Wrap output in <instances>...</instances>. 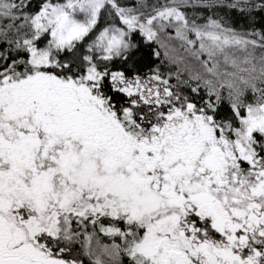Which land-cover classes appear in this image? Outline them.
I'll return each mask as SVG.
<instances>
[{
	"label": "snow or ice",
	"instance_id": "1",
	"mask_svg": "<svg viewBox=\"0 0 264 264\" xmlns=\"http://www.w3.org/2000/svg\"><path fill=\"white\" fill-rule=\"evenodd\" d=\"M0 264H264V0H0Z\"/></svg>",
	"mask_w": 264,
	"mask_h": 264
}]
</instances>
